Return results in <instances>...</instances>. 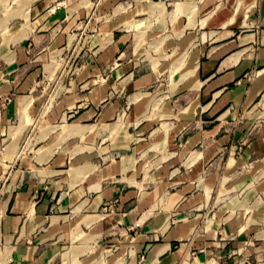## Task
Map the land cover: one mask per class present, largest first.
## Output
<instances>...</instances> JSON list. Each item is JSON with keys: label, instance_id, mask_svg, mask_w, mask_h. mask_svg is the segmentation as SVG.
Segmentation results:
<instances>
[{"label": "crops", "instance_id": "crops-1", "mask_svg": "<svg viewBox=\"0 0 264 264\" xmlns=\"http://www.w3.org/2000/svg\"><path fill=\"white\" fill-rule=\"evenodd\" d=\"M0 264H264V0H0Z\"/></svg>", "mask_w": 264, "mask_h": 264}, {"label": "rangeland", "instance_id": "rangeland-1", "mask_svg": "<svg viewBox=\"0 0 264 264\" xmlns=\"http://www.w3.org/2000/svg\"><path fill=\"white\" fill-rule=\"evenodd\" d=\"M111 16L110 10L101 8L100 3H97L92 8H90L89 13L85 17L86 36L85 41L77 42L76 45H72L57 56L56 59V69L53 76L43 80L40 88H44L47 91H57L61 92L67 86V81L69 76H72L84 60L92 54L95 50L94 40L96 34L100 30V24L109 19ZM164 82V80L162 81ZM43 85V86H42ZM61 88V89H60ZM6 251H3L5 253ZM7 257V255H6Z\"/></svg>", "mask_w": 264, "mask_h": 264}]
</instances>
